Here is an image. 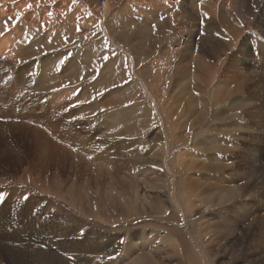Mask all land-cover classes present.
<instances>
[{"label": "rangeland", "instance_id": "rangeland-1", "mask_svg": "<svg viewBox=\"0 0 264 264\" xmlns=\"http://www.w3.org/2000/svg\"><path fill=\"white\" fill-rule=\"evenodd\" d=\"M56 1L51 15L86 9ZM25 2L0 3L14 56L0 73V264H264V69L227 62L260 42L253 16L119 0L103 29L95 14L43 18L35 1L26 17ZM230 27L242 31L227 47ZM167 65L175 79L155 92Z\"/></svg>", "mask_w": 264, "mask_h": 264}, {"label": "bare ground", "instance_id": "bare-ground-1", "mask_svg": "<svg viewBox=\"0 0 264 264\" xmlns=\"http://www.w3.org/2000/svg\"><path fill=\"white\" fill-rule=\"evenodd\" d=\"M1 1H5V0H0V3ZM26 2L25 3H29L31 1H35L36 4H33L35 7H38L39 5H42V9H43V12L42 15L44 14V10L47 12L46 14H44L42 17L43 18H50L51 20H56V19H59L60 16H64V18L67 19L68 21V17H69V21L71 22H74L76 25L78 22L77 20H79V22H82V20H85L86 23L88 25L89 24V21H87L88 17L91 16V14H95L96 17H98L101 21V26L103 27L104 29V21L105 19L107 18V16L110 14V12L112 11V8L117 5L119 3V0H84V4H85V7L86 9L84 10H77V9H74L73 5H71L70 3H67L65 1H61L59 4H60V12H57V13H53V15H49V10L50 8H52L51 6V1L52 3H54V5L58 4L57 2L59 1H56V0H25ZM100 1V2H99ZM210 2L212 4H209L210 6V9H212L213 13H215V10H218V13L219 14H228L229 16H231L230 14H233L232 11L233 10H236V13L238 15H240V17H244L245 15H250L251 17L253 16V24L255 26L258 27V31L261 35V40L260 42L254 47L253 45H251V39L253 38V35L252 36H248L246 38H244L245 40L244 41H241L240 42V46H237V51L235 50L230 56L229 58L227 57V59H229L228 62V65H230V67L232 68H235V69H239L241 71V73L247 75L250 73V70L248 71H245V69L250 65V61L252 59H254L255 57H259L261 58V66H263V69H264V1L262 0H186V2H190V3H193V2ZM199 2L197 3V7L194 8L195 11L193 12H190L189 10H184V12H187L189 11L188 13H186V17L188 18L189 16H192L191 19L193 18H196V16H200V13L202 15H204V11L202 10V5L199 6ZM207 3V2H206ZM164 4H167L166 1ZM28 5V4H27ZM32 5V4H31ZM32 5V6H33ZM161 5L163 6V4L161 3ZM23 8V7H22ZM29 7L28 6H25V8L23 9V13L26 14V17H31V14L30 13H27ZM192 8V7H191ZM1 9V8H0ZM197 9L199 10V12L197 11ZM73 10H74V13H73ZM191 10V9H190ZM58 11V10H57ZM80 11V12H79ZM234 12V11H233ZM37 13V12H36ZM35 13V14H36ZM258 13V14H257ZM23 14V15H24ZM90 14V16H89ZM257 14V15H255ZM92 15V16H93ZM225 15V16H226ZM78 16H80V19H78ZM221 16V15H220ZM24 17V18H26ZM41 17V16H40ZM56 17V18H54ZM227 17V16H226ZM36 18V17H35ZM94 18V17H93ZM184 16L183 17H179V23H181V21L183 20ZM211 18V17H210ZM225 18V17H224ZM212 19V18H211ZM227 19V18H226ZM93 20V19H92ZM97 20V18H96ZM209 20V19H208ZM188 21V20H187ZM39 23V22H38ZM197 23V22H196ZM73 25V24H72ZM71 25V26H72ZM31 26V25H30ZM33 26V25H32ZM53 27V26H52ZM55 27V26H54ZM57 27V26H56ZM91 27V26H90ZM35 28V27H34ZM68 28V27H67ZM89 29V27H88ZM239 29L238 27H236V29H234L233 27H230V30L229 32L231 31H235ZM50 30V29H49ZM53 30V29H52ZM69 31V30H68ZM239 31V32H238ZM237 32H232L231 34L228 33V36H229V42H227V47H230V45L232 44L231 41H233L234 39H236V37H239V35L241 34V31L242 29H239ZM48 32V31H47ZM194 32L193 31H186L184 32V38H186L187 41H193L195 39L194 37ZM8 37V36H6ZM193 37V38H192ZM8 41V38H5V37H2L0 39V73L3 75L4 74V71H5V67H7V65L9 64V57H14L11 53L12 51V45L10 44L9 45V53L7 55H5V50H2L5 46V44L7 43ZM253 43V42H252ZM64 45V43H63ZM66 45V44H65ZM184 45V41L183 40H177L176 43H175V46L177 49H179V47H182ZM89 47V45H87ZM64 47V46H63ZM173 47V49H174ZM62 49V48H61ZM66 49V48H65ZM60 50V49H59ZM175 50V49H174ZM67 51V50H66ZM69 51V50H68ZM61 52V51H60ZM60 52L58 54V56L60 55ZM131 54V53H130ZM130 58L131 55H130ZM129 58V59H130ZM135 58V57H134ZM197 58V57H196ZM69 60V59H68ZM135 60V59H134ZM134 60H130L132 62H130V64H134ZM191 60V59H190ZM193 60V59H192ZM191 60V61H192ZM201 60V59H200ZM71 62H74V61H71ZM186 62V61H185ZM219 62V61H218ZM217 62V63H218ZM69 63V62H68ZM150 63H153L151 60H150ZM181 63V62H180ZM183 63V62H182ZM202 63H203V60H202ZM74 64V63H72ZM54 65V63H53ZM71 64L69 63L68 66H70ZM76 65V64H75ZM153 65H156L157 66V63L153 64ZM203 65L205 67H208V73L211 75V78L215 77V73H216V69H217V66H215V64H209V63H203ZM232 65V66H231ZM56 66V65H55ZM172 66V65H171ZM171 66H168L164 69H160L159 71H154V72H157L153 78H152V81H151V88L154 89L155 92L158 91V88H159V84L161 81L165 80L167 81V83H169L171 81V79L173 78V74L175 75L176 72H172L171 69H169ZM54 67V66H53ZM75 69H77L78 67L77 66H73ZM80 67V66H79ZM9 68V67H7ZM213 69V71H212ZM64 70V69H63ZM165 70V71H164ZM237 71V70H236ZM245 71V72H244ZM77 72V71H76ZM143 72V71H142ZM146 72V71H145ZM213 72V73H212ZM71 73V72H70ZM73 73V72H72ZM6 74V73H5ZM88 74V73H87ZM149 74V73H148ZM242 74V75H243ZM74 75V73H73ZM141 75V74H140ZM139 74H133V78H136L138 77V80H139V77H140ZM85 76V75H84ZM176 76V75H175ZM261 76V75H260ZM3 80V76H1ZM0 77V78H1ZM71 77V76H69ZM76 77V75H75ZM148 77V76H147ZM146 77V78H147ZM244 77V76H242ZM79 78V77H78ZM77 78V79H78ZM141 78V77H140ZM262 78V77H261ZM142 80H140L142 83H143V80H144V77L141 78ZM175 78H173L172 80H174ZM242 79V78H241ZM5 80V79H4ZM133 80V79H132ZM261 84V83H260ZM41 85V83H40ZM52 87V86H51ZM23 88V87H22ZM16 89V88H15ZM20 89H21V86H20ZM215 89L217 91V94L221 93L219 92L221 89L222 91L223 90H226V93L227 94H232L234 92H238V90L240 89V86H236V88L234 89L233 87L231 89L229 88H226V89H223L220 85V83H216L215 85ZM22 91V89H21ZM211 91H214V89H212ZM20 92V91H19ZM21 93V92H20ZM16 94V93H15ZM160 94H162V90H160ZM211 94V92H210ZM154 96V95H152ZM155 99L157 101V105L158 107L160 106V101L162 99H160L158 97V95H155ZM55 98V97H54ZM57 98V97H56ZM171 98V97H170ZM222 98H226V96L224 95ZM173 99V98H172ZM219 99V98H218ZM167 101V100H166ZM187 103H186V112H191L195 109L194 106L195 104L193 103V98H191V96H189L186 100H185ZM220 101V100H219ZM163 103V102H162ZM178 103V102H177ZM180 104V103H179ZM181 105H184V104H181ZM162 106V105H161ZM160 106V108H161ZM169 107L170 109L172 107H174V101H170V103L168 104V107H166V113H169ZM180 107V106H179ZM159 108V109H160ZM183 109V108H182ZM157 110V109H156ZM119 113V112H118ZM173 113V112H172ZM176 113V112H175ZM190 114V113H188ZM195 121V120H194ZM166 124L169 126V122L167 121V118H166V115H165V124H163V127L166 126ZM188 124V123H187ZM194 124V123H193ZM186 126V125H185ZM26 129V128H25ZM188 129V128H187Z\"/></svg>", "mask_w": 264, "mask_h": 264}, {"label": "snow or ice", "instance_id": "snow-or-ice-1", "mask_svg": "<svg viewBox=\"0 0 264 264\" xmlns=\"http://www.w3.org/2000/svg\"><path fill=\"white\" fill-rule=\"evenodd\" d=\"M28 7L31 8V7H32L31 4H29ZM49 15H51V13H49ZM102 58L105 60V62H107V60L109 59L108 56H104V57H102ZM62 62H63V61H62ZM77 94H79V93H77ZM93 99H95V97H94ZM101 111H104V110L101 109ZM5 198H6V194H4V193H0V202H3V200H4ZM122 242H123V241H122Z\"/></svg>", "mask_w": 264, "mask_h": 264}]
</instances>
